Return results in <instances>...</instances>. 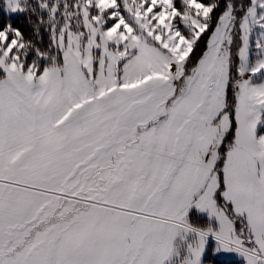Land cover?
I'll use <instances>...</instances> for the list:
<instances>
[{
	"label": "snow or ice",
	"instance_id": "snow-or-ice-1",
	"mask_svg": "<svg viewBox=\"0 0 264 264\" xmlns=\"http://www.w3.org/2000/svg\"><path fill=\"white\" fill-rule=\"evenodd\" d=\"M3 8L0 264H264V0Z\"/></svg>",
	"mask_w": 264,
	"mask_h": 264
},
{
	"label": "trees",
	"instance_id": "trees-1",
	"mask_svg": "<svg viewBox=\"0 0 264 264\" xmlns=\"http://www.w3.org/2000/svg\"><path fill=\"white\" fill-rule=\"evenodd\" d=\"M4 0H0V24L6 23L11 21L15 26L20 27L26 35L33 36V31L31 24L29 23V18L31 20H35L36 17L31 13L21 14H9L3 8ZM38 41H40L41 37H34ZM42 39L43 44L47 43V34L42 30ZM203 48V44L201 45ZM188 221L194 226H205L209 223V216L205 213L198 211L197 209H192L188 214ZM209 245L207 253L204 255V263L205 264H246L244 260L237 259V258H226L216 255L213 249V242Z\"/></svg>",
	"mask_w": 264,
	"mask_h": 264
},
{
	"label": "rangeland",
	"instance_id": "rangeland-1",
	"mask_svg": "<svg viewBox=\"0 0 264 264\" xmlns=\"http://www.w3.org/2000/svg\"><path fill=\"white\" fill-rule=\"evenodd\" d=\"M15 14V13H13ZM261 134H264V120L261 121V124H260V127H259V130H258V133L257 135H261ZM190 212V211H189ZM188 212V214H189ZM214 222V221H213ZM211 242H213V249L215 250L216 247H217V241L215 240V238L210 234L207 238V241H206V244H205V247H204V251H203V254H202V257H201V264H205L203 259H204V255L207 253V250L209 248V245L212 244ZM214 253L216 255H219L221 257H226V258H237V259H241V260H244V258L236 253L235 251H223V250H220V251H214ZM245 261V260H244ZM246 263V262H245Z\"/></svg>",
	"mask_w": 264,
	"mask_h": 264
},
{
	"label": "crops",
	"instance_id": "crops-1",
	"mask_svg": "<svg viewBox=\"0 0 264 264\" xmlns=\"http://www.w3.org/2000/svg\"><path fill=\"white\" fill-rule=\"evenodd\" d=\"M260 124H261V122L258 124V126H257V133H258V130H259V127H260ZM192 209H197L195 206H193V207H191L190 209H189V211H191ZM198 210V209H197ZM199 211V210H198ZM201 212V211H200ZM202 213H205V214H207V212L205 211V212H202ZM208 215V214H207ZM202 257V256H201Z\"/></svg>",
	"mask_w": 264,
	"mask_h": 264
}]
</instances>
